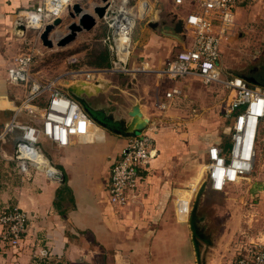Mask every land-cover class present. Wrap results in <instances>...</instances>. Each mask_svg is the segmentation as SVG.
<instances>
[{
    "label": "crops",
    "instance_id": "crops-1",
    "mask_svg": "<svg viewBox=\"0 0 264 264\" xmlns=\"http://www.w3.org/2000/svg\"><path fill=\"white\" fill-rule=\"evenodd\" d=\"M129 1L138 11L141 7L146 9V15L137 19L139 26H143V32L134 38L132 35L131 54L134 66L137 57L144 56L147 69L127 74L128 82L122 85L111 81L109 76L123 73L97 72L99 69L88 65L65 74L69 85L85 83L86 86L82 87L88 94L82 97L89 109L87 115L96 119L97 127L93 136L73 141L65 148H59L41 138L47 144V150L43 149L44 156L56 170L57 176L49 177L46 172L34 169L30 170L28 176L17 174L13 161V138L16 135H11L14 130L0 138V214L11 206H17L28 218L26 234L18 249L6 247L0 241V264L233 262L232 255L237 252L238 245L236 250L231 251L230 258H218V250L204 239L205 233H208L205 229H209V225L203 227V230L199 229L196 224L188 221L189 212L179 213L177 206L180 196L187 195L191 200L201 185L205 187L204 173L201 177L199 171L200 166L206 162L208 147L217 145L224 152L230 148V139L228 145L223 147L220 136L215 132V122L219 118L227 124L230 136L231 121L223 116V107L230 99V93L218 84L204 85L197 74L179 79L165 75L163 70L166 66H163L169 54L181 46L182 40H178L170 31L161 33L149 26L161 19L170 25L172 15L184 20L187 14L200 11V8L197 5L189 12L179 9L182 12L180 14L176 10L179 4L175 0ZM247 1L239 5H245ZM74 4H79L90 13L94 7L103 6L105 2L97 4L92 0H75ZM29 6L27 0H0V130L13 120L18 123L31 121L28 115L17 110L27 89L7 80V70L13 65L16 56L29 53H21L18 43L26 39L28 28L25 27L23 36L15 32L17 26L23 25L24 10ZM244 7L236 10L233 31L220 45L222 56L219 69L224 76L228 74L227 69L236 72L244 66L237 67V63L228 64L224 61V54L230 53L229 47L234 48L230 45L242 39L260 41L264 35V0H249L247 7ZM165 8L172 10L163 16ZM70 12L71 8L63 12L59 26L64 24L63 20H66L64 25L67 26L74 21L69 16ZM101 28H104V36L107 27L104 20L97 19L92 29L82 31L77 36L86 33L87 37ZM139 43L138 49L136 46ZM12 48H17L15 54ZM106 55H109L110 60L108 50ZM247 66L246 69L251 67ZM251 69L252 75L246 78L258 83V87L264 90V73H260L257 68ZM31 72V78L34 79ZM217 87L221 88V95L225 92L227 95V99L218 108L220 114L216 113L214 97ZM174 89L179 90L180 94L166 97V93ZM64 93L73 98L66 90ZM221 95L216 96L219 101ZM2 103L8 105L1 106ZM134 105H138L142 117L148 120L147 126L155 125V130L151 132L155 156L141 169V179L134 196L126 205L117 207L109 202L107 185L112 165L131 139L122 134L120 129L123 123L130 121L129 112ZM99 120L116 130L105 128ZM261 165L264 169L263 158ZM54 170L49 169L50 172ZM245 180L252 189L249 194L239 197L236 209L234 205L230 206L223 233L229 239L237 232L253 234L258 230L257 224L252 226L253 229L237 225V220L249 216L250 211L246 207L257 206L258 212L264 213V197L261 194L264 179L250 175ZM253 199L255 204H251ZM194 235L203 240L201 248L194 244ZM250 244L240 245L239 250L245 246L250 247Z\"/></svg>",
    "mask_w": 264,
    "mask_h": 264
},
{
    "label": "built area",
    "instance_id": "built-area-1",
    "mask_svg": "<svg viewBox=\"0 0 264 264\" xmlns=\"http://www.w3.org/2000/svg\"><path fill=\"white\" fill-rule=\"evenodd\" d=\"M27 1L30 6L24 10L23 25L39 30L60 18L75 3V0ZM242 1L245 0H199L200 11L190 12L184 18L185 31L193 38L191 46L177 52L163 70L172 79L197 74L204 85L218 84L230 93V99L223 107L224 118L231 121L230 148L224 152L219 146L210 145L204 163L203 183L216 193H224L230 185H239L251 175L259 152L264 159V90L239 76H223L219 69L221 42L234 28L231 11ZM175 2L181 4L182 0ZM105 4L107 9L101 19L107 32L102 42L110 54V64L107 69L96 71L127 73L136 21L146 15V9L141 7L138 11L129 0H106ZM76 61L74 58L70 63ZM32 65L33 55L22 54L16 56L7 70L9 82L27 89L17 110L28 115L31 121L18 123L13 120L4 127L0 138L13 130L19 132L13 153L19 175L28 176L34 169L55 177L57 172L44 156L41 138L65 148L73 141L93 136L97 125L76 100L57 87L56 81L41 83L32 79ZM173 94H180V91L174 89L166 93V97ZM154 127L151 124L132 136L112 165L107 185L112 205L122 207L134 196L141 169L155 156L151 133ZM186 198L184 195L177 200L179 213L189 212L190 200ZM27 220V215L17 206L0 214V241L4 246L19 248L26 234ZM228 264H264V244L252 243L250 247H243L237 258Z\"/></svg>",
    "mask_w": 264,
    "mask_h": 264
},
{
    "label": "rangeland",
    "instance_id": "rangeland-1",
    "mask_svg": "<svg viewBox=\"0 0 264 264\" xmlns=\"http://www.w3.org/2000/svg\"><path fill=\"white\" fill-rule=\"evenodd\" d=\"M93 2L97 4H102V0H92ZM199 0H182V3L177 6V11L179 9H182L184 12L186 11H192L194 10ZM247 1V0H246ZM249 3V0L245 3V5H235L233 7L231 14H232V20L233 24L235 25L236 21V10L239 8H245L247 7ZM134 10V9H133ZM168 9L165 8L164 13L162 15L164 16L165 13L168 12ZM137 12V11H135ZM90 13H93L90 12ZM180 14L182 12L179 11ZM137 15V14H136ZM144 20V19H143ZM162 20V19H161ZM163 21V20H162ZM64 24L66 20H63ZM61 25L56 27V29L51 33L50 38L53 41V47L48 48L42 44L39 38V32L40 30H36L34 28H28V32L26 34V39L24 41L18 42L20 45L21 53L29 52L34 56V62L31 69V73L33 74V78L41 83L48 82V81H56V85L59 89L65 92V88L67 84V76L65 74L70 70H76L78 67H84V65H88L90 68H96V69H107L109 66H103L98 67L96 66L98 63L102 62L104 59V56L107 52L103 40V34H104V28H101L99 31L89 34L86 37V33L84 36L81 34L77 36V38L70 44L64 46V47H58L56 45L57 40L54 37L62 36L66 34L68 31L66 29L67 25ZM143 24V21H142ZM254 27V26H253ZM143 26L138 24V21L136 22L133 38L137 37V35H141L143 32L142 30ZM250 28V27H249ZM42 30V29H41ZM16 34L23 36L24 32H19L17 29H15ZM193 41L192 35L189 32H185V36L182 39L181 46H179L177 51L171 52L167 58L166 64L169 60L174 58L175 54L189 46H191ZM133 45V42H132ZM263 45H264V35L261 36L260 41L257 40H248V39H242L239 42H236L235 44L230 45L229 47V54L228 52L224 54V61L226 60L227 63H237V67H240L244 64L242 68H240V71L236 72H230L228 69L226 70L230 76H239L242 78H246L252 75L253 72L252 68H257V70L260 73H264V53H263ZM138 49L140 47L139 45L136 46ZM10 48V47H9ZM13 49V48H12ZM14 54L17 51V48L13 49ZM11 50V51H13ZM133 50V47H132ZM232 50H234L232 52ZM219 51L222 56V49L221 46L219 48ZM18 55V54H17ZM132 54L129 57L127 68L129 69L127 73H123L122 75H112L109 76V79L111 81H114L115 83H120L121 85L128 82L127 74H132L133 72H142L144 69L146 70L147 67L145 57H137L136 59V65L134 66L132 63ZM74 58L77 60L76 63H70L71 60H74ZM10 61V58H9ZM108 61H109V55H108ZM164 64L163 68L166 66ZM251 66L250 68L246 69L248 66ZM162 68V69H163ZM224 68V67H223ZM246 69V70H243ZM237 70V69H236ZM224 71V70H223ZM225 73V71H224ZM224 76V75H223ZM186 78V77H183ZM196 83L199 84L198 81ZM21 89V88H20ZM221 89L220 87L215 88L217 91L215 94L216 98V113H219L218 108L220 109L221 103L224 102L227 99L226 92L224 95H221L219 92ZM221 95V99L219 101V98L216 96ZM8 104L2 103L1 106H6ZM42 105V103H41ZM220 114V113H219ZM216 123V129L215 132L220 136V142L223 147H226L229 143V132L227 130V124L224 123L221 119L218 118V121ZM4 128L0 130V133H3ZM15 134L17 136V130H14L11 135L13 136ZM1 135V134H0ZM15 136V137H16ZM42 149H46V142L40 141ZM262 153L259 152V157L257 158V162L255 163L253 173L251 176H255V178H262L264 179V169L262 168L261 162L262 158L260 157ZM14 161V160H13ZM58 170V169H57ZM17 171V169H16ZM59 171V170H58ZM200 176H203L204 173V166L203 164L200 166ZM18 174V171H17ZM250 176V175H249ZM248 176V177H249ZM202 182V181H201ZM202 184V183H201ZM251 187L246 183V180L242 183V185L237 186H230L225 191V194L222 193H215L210 192L205 189L204 185H201L200 189H197V191L194 192L192 199L190 200L189 197L186 199L190 200V206H189V222L192 224H196L199 229L203 230V227L209 225V229H205L206 232L204 235V239L207 240V242L212 245L213 248L217 249L218 252L216 253L218 258H230L229 255H231V251L236 250V246L238 245V250L235 253V255H232V261H234L239 252V246L243 244H250L252 243H259L264 244V213H260L257 210V206L252 207H246L248 208V211H250L249 216L240 221L237 220V225L239 227H248L253 229L252 226H255V224L258 225V230H255L253 234L251 233H239L235 234L232 239H229L223 236V233L225 231V224L229 215L230 206H235L236 204H239V197L243 196L244 194L251 191ZM261 191V194L264 197V188ZM259 191H257L259 193ZM260 196V195H259ZM251 201V204L254 203ZM255 204V203H254ZM257 204V202H256ZM193 214V215H192ZM194 222V223H193ZM249 229V230H251ZM199 241V242H198ZM203 240L199 239L194 235V244L199 245L200 248L202 247ZM198 248V246H197ZM205 248V246H204ZM206 249V248H205ZM216 258V257H215Z\"/></svg>",
    "mask_w": 264,
    "mask_h": 264
},
{
    "label": "water",
    "instance_id": "water-1",
    "mask_svg": "<svg viewBox=\"0 0 264 264\" xmlns=\"http://www.w3.org/2000/svg\"><path fill=\"white\" fill-rule=\"evenodd\" d=\"M103 2H106V0H103ZM107 9V5L103 6H96L93 8V14L86 12L83 10V8L80 7L79 4H73L71 7V12L69 13V16L74 19L73 22H71L67 27V33L62 36L54 37L57 42L56 45L58 47H64L75 40L78 33L82 31H89L94 27L96 24L97 19L103 18L105 15ZM112 11L109 12L111 14ZM173 19L171 20V24L167 25L165 22H155L150 23L149 26L152 29H156L158 32L164 33V31H170L171 34L176 37L178 40H182L185 36V28H184V20L181 18H178L177 15H172ZM61 24V19L57 18L53 20L51 23H48L44 26L39 38L42 44L48 48L53 47V41L50 38L51 33ZM17 31L24 32L25 26L20 24L17 26ZM242 78V77H241ZM248 84L254 85V86H260L258 83L253 82L252 80L248 78H243ZM66 88L68 94H70L73 99L75 98L76 101L81 105L82 109L88 114L89 109L85 105V99L82 97L83 95H87L88 91H86L83 87L86 86L85 83H81L82 85H69L68 82H66ZM83 86V87H82ZM74 99V100H75ZM89 115V114H88ZM130 121L123 123L122 128L120 129L121 133L126 136H135L139 132L143 131L148 124V120L146 118L142 117V114L139 110L138 105H134L132 110L129 112ZM92 118V117H91ZM94 122L97 123L96 119L92 118ZM102 124V123H101ZM103 125V124H102ZM105 128V125H103ZM110 129V128H109ZM205 189L210 190L208 184H205ZM212 191V190H210ZM213 192V191H212Z\"/></svg>",
    "mask_w": 264,
    "mask_h": 264
},
{
    "label": "trees",
    "instance_id": "trees-1",
    "mask_svg": "<svg viewBox=\"0 0 264 264\" xmlns=\"http://www.w3.org/2000/svg\"><path fill=\"white\" fill-rule=\"evenodd\" d=\"M109 64H110V60L108 61V56L105 54L103 61L98 63L96 66L103 67V66H109ZM13 139L16 144L17 140L19 139V135L17 137H14Z\"/></svg>",
    "mask_w": 264,
    "mask_h": 264
},
{
    "label": "flooded vegetation",
    "instance_id": "flooded-vegetation-1",
    "mask_svg": "<svg viewBox=\"0 0 264 264\" xmlns=\"http://www.w3.org/2000/svg\"><path fill=\"white\" fill-rule=\"evenodd\" d=\"M99 121H100L103 125H105L106 127L110 128V129H114V130H116L115 127H113V126L107 124L105 121H104V122H103L102 120H99Z\"/></svg>",
    "mask_w": 264,
    "mask_h": 264
}]
</instances>
